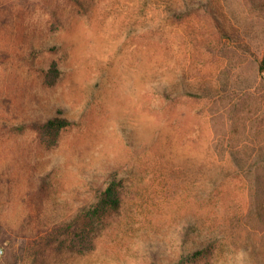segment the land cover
<instances>
[{"label": "rangeland", "instance_id": "rangeland-1", "mask_svg": "<svg viewBox=\"0 0 264 264\" xmlns=\"http://www.w3.org/2000/svg\"><path fill=\"white\" fill-rule=\"evenodd\" d=\"M260 153L264 0H0V264H264Z\"/></svg>", "mask_w": 264, "mask_h": 264}, {"label": "trees", "instance_id": "trees-1", "mask_svg": "<svg viewBox=\"0 0 264 264\" xmlns=\"http://www.w3.org/2000/svg\"><path fill=\"white\" fill-rule=\"evenodd\" d=\"M255 4L259 0H252ZM66 121L59 117H45L44 119H34L32 121V126L36 129L41 128H52L57 125H64ZM264 161V153H260L257 157L256 162ZM40 189H45L46 178L42 177L40 181ZM119 194L116 190L114 183H110L108 188L102 190V192L96 196V198L84 205L81 210L67 219L62 227L61 231L58 229L53 230L52 233L41 236L40 240L30 241L27 244L28 255L27 257L31 260L30 264H49L46 260V255L51 251L55 250L54 244L57 239H60V233L62 234H75L72 241L74 245L82 244H91L94 242L97 232L96 230L100 228L102 221V214L104 215L105 211H108L109 208L118 206L120 204ZM101 216V217H100ZM2 242V240L0 241ZM3 243V242H2ZM37 245V246H36ZM90 248V247H89ZM203 251L201 249L197 250L194 253V256L201 254ZM10 251H4V254L0 255V263L3 260H9ZM27 257H24L25 259ZM191 258L185 254L182 259L177 264H186L187 261Z\"/></svg>", "mask_w": 264, "mask_h": 264}]
</instances>
